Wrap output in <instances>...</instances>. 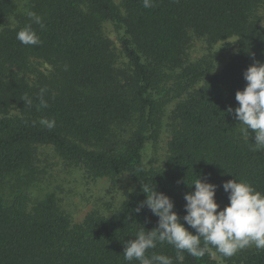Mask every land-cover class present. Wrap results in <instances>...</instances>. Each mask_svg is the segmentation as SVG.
Returning <instances> with one entry per match:
<instances>
[{
    "label": "trees",
    "instance_id": "obj_1",
    "mask_svg": "<svg viewBox=\"0 0 264 264\" xmlns=\"http://www.w3.org/2000/svg\"><path fill=\"white\" fill-rule=\"evenodd\" d=\"M31 0L14 28H2L15 14L14 0H0V264H139L125 260L124 243L144 227L158 226L142 186L170 197L184 223V194L197 176L217 185L216 202L229 205L222 185L245 181L264 193V148L242 138L234 112L243 73L264 63V0ZM41 18L37 24L29 16ZM113 24L121 32L129 73L105 36ZM31 24L38 45H23L17 32ZM195 38L210 44L238 39V49L223 72L177 104L176 128L167 166L149 169L147 144L159 138L162 107L158 89L182 68ZM51 67L39 71L35 63ZM208 73L201 62L184 69L189 87ZM30 101V103H29ZM46 104V106H45ZM54 121L49 127L45 122ZM51 146L69 164L83 166L92 178L127 173L139 191L112 217L90 214L74 225L53 194L32 190L39 172V146ZM188 231L195 230L186 223ZM172 264H218L210 247L203 255L182 252L167 242L147 250ZM264 264V250L243 253L238 263Z\"/></svg>",
    "mask_w": 264,
    "mask_h": 264
},
{
    "label": "clouds",
    "instance_id": "obj_2",
    "mask_svg": "<svg viewBox=\"0 0 264 264\" xmlns=\"http://www.w3.org/2000/svg\"><path fill=\"white\" fill-rule=\"evenodd\" d=\"M151 6V0H144L145 8ZM29 16L43 26L41 18L35 13H29ZM16 39L26 46L40 43L31 24L21 28ZM243 77L246 87L235 94L239 106L234 110L229 107L228 113L234 112L235 119L242 126V138L249 141V130H252L255 133L253 144L264 148V63L256 62L249 66ZM45 123L49 127L54 125V121ZM217 187L197 176L190 187L194 191L184 194L186 215L183 216L184 223H181L172 199L155 191V188L143 185L146 200L135 211L147 207L158 217V226L151 231L142 227L134 239L124 243L125 260H137L139 264H172L167 256L145 255L147 250L156 247L157 241L174 246L178 260L183 259V251L194 256L203 255L209 247L225 256H232L239 249L249 246L264 250V193L245 181L228 180L222 187L228 194L229 205L219 210L220 205L215 199ZM185 223L195 230V235L188 231Z\"/></svg>",
    "mask_w": 264,
    "mask_h": 264
},
{
    "label": "rangeland",
    "instance_id": "obj_3",
    "mask_svg": "<svg viewBox=\"0 0 264 264\" xmlns=\"http://www.w3.org/2000/svg\"><path fill=\"white\" fill-rule=\"evenodd\" d=\"M31 0H14L15 14L6 19L2 28L16 27L17 17L27 9ZM258 17L264 22V7L259 10ZM105 36L112 42L113 48L120 56L118 68L129 73L128 63L123 57L121 48V32L111 23L104 27ZM238 49V39L210 44L208 41L195 38L186 51L182 68L172 71V78L162 85L157 93L162 107L161 132L157 140L147 144L144 160L149 169H164L167 166L169 143L176 128L174 110L180 100L189 92L202 88L212 78L221 74ZM219 50V51H218ZM204 62L208 65V73L197 84L189 87L188 82L181 79L185 68ZM36 68L48 73L51 67L43 62H36ZM254 141L255 133L249 130ZM36 165L39 178L32 193L35 198L45 194H53L60 209L70 218L74 225L81 224L90 214L112 217L129 197L139 191L138 184L127 173L115 178H92L86 169L79 165L67 163L51 146H39L36 154ZM210 251L218 264L238 263L246 252L258 251L254 246L239 249L232 256H225L215 248Z\"/></svg>",
    "mask_w": 264,
    "mask_h": 264
}]
</instances>
